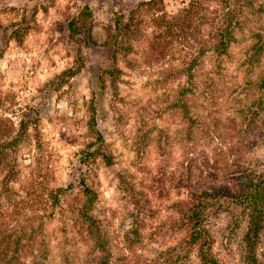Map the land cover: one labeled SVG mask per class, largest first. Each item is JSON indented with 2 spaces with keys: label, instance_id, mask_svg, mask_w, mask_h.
I'll use <instances>...</instances> for the list:
<instances>
[{
  "label": "rangeland",
  "instance_id": "1",
  "mask_svg": "<svg viewBox=\"0 0 264 264\" xmlns=\"http://www.w3.org/2000/svg\"><path fill=\"white\" fill-rule=\"evenodd\" d=\"M263 175L264 0H0V264H200L185 210ZM205 224L252 264L246 207Z\"/></svg>",
  "mask_w": 264,
  "mask_h": 264
},
{
  "label": "trees",
  "instance_id": "2",
  "mask_svg": "<svg viewBox=\"0 0 264 264\" xmlns=\"http://www.w3.org/2000/svg\"><path fill=\"white\" fill-rule=\"evenodd\" d=\"M91 14H88L90 16ZM227 27H225V35L229 37L230 29L234 25V18L231 14L227 16ZM120 22L118 21V24ZM83 24L80 22H73L71 24V31L78 33L81 31ZM119 27V26H118ZM227 33V34H226ZM222 43V47H225ZM104 159L108 166L112 164V157L109 154H104ZM83 186V195L85 196V203L78 209L79 218L84 222L87 228L89 237L94 241L95 246L107 259L109 251L107 241L104 233L101 231L99 222L93 216V207L97 199V193L86 184ZM229 199L236 205L246 207L250 211V225L246 235V245L250 252V263H256L255 247L259 241V235L263 229L264 220V175L260 177L254 184L244 189L240 194L229 192H221V189L216 190V194L212 195L208 192H203L197 195L189 208L183 214V223L187 228L188 238L186 245L188 249H196L200 264H220L213 254V237L207 230L205 220L207 214L211 209L218 206L222 199ZM2 247V246H1ZM108 260V259H107ZM108 262L102 261L100 264Z\"/></svg>",
  "mask_w": 264,
  "mask_h": 264
}]
</instances>
